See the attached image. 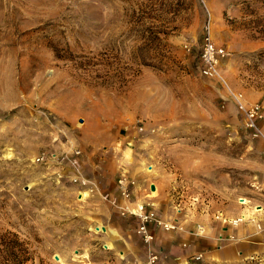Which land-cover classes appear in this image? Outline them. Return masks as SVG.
I'll return each instance as SVG.
<instances>
[{"label": "rangeland", "instance_id": "rangeland-1", "mask_svg": "<svg viewBox=\"0 0 264 264\" xmlns=\"http://www.w3.org/2000/svg\"><path fill=\"white\" fill-rule=\"evenodd\" d=\"M208 35L227 52L214 80ZM239 102H264L263 0H0V235L28 243L25 264H172L178 229L150 223L147 243L140 202L176 223L264 203ZM123 172L146 199L122 200Z\"/></svg>", "mask_w": 264, "mask_h": 264}, {"label": "crops", "instance_id": "crops-1", "mask_svg": "<svg viewBox=\"0 0 264 264\" xmlns=\"http://www.w3.org/2000/svg\"><path fill=\"white\" fill-rule=\"evenodd\" d=\"M217 41L220 40L217 38ZM140 184L133 191L136 201L146 199L147 196V190ZM150 201L148 205H153L154 202ZM243 202L250 204L244 198L240 204ZM260 204L255 206V213L251 211L252 207L241 209L237 216L244 210L249 211H245L246 221L237 227L207 215L182 216L177 220L178 231L169 234L171 238L162 243L161 251L172 264L175 261L183 264H250L251 257L264 258V203ZM198 255L203 256L202 261L193 260Z\"/></svg>", "mask_w": 264, "mask_h": 264}, {"label": "built area", "instance_id": "built-area-1", "mask_svg": "<svg viewBox=\"0 0 264 264\" xmlns=\"http://www.w3.org/2000/svg\"><path fill=\"white\" fill-rule=\"evenodd\" d=\"M203 48L200 55V75L203 76L206 79H217L219 76V68L221 64V60L226 57L227 52L226 50L219 46L215 45L213 41L211 40V37L208 35L203 43ZM238 110L243 115L244 122L243 127L251 133L252 138L260 139L264 141V102H256L252 104V106H246L239 102L238 104ZM81 154L80 150L74 149L73 154L71 156L70 164L77 165L78 158ZM68 159L67 157H65ZM65 158H62V160H65ZM45 157L40 156L37 161H44ZM119 193L120 196H122L123 201H130L132 189L136 187L137 181L132 176H130L128 173L123 172L121 174L119 179ZM110 197L109 194H107V198ZM116 202V200H114ZM244 201V200H243ZM241 205L245 206L246 204L243 202ZM260 208V207H258ZM131 214L133 216H136L140 220V224L138 226L139 233L142 234L144 237V240L147 243H150L151 240H153V234L150 231V228H148V224L154 223L156 226H160L162 228H165L167 231H174L175 229H178V224L174 222H165L162 221L158 215H156L155 212L148 210L147 207L140 202V204L137 206L136 211H131ZM217 220H224L229 225L237 226L240 222H242L239 219L230 221L228 218L225 217L224 214H219L216 216ZM203 256L198 255L193 258L194 261H202ZM149 264H163V259L159 254L151 252L149 254ZM249 261L255 262L258 264H264V258H261L259 256L257 257H251ZM175 264H183V263H175ZM189 264V263H187Z\"/></svg>", "mask_w": 264, "mask_h": 264}, {"label": "trees", "instance_id": "trees-1", "mask_svg": "<svg viewBox=\"0 0 264 264\" xmlns=\"http://www.w3.org/2000/svg\"><path fill=\"white\" fill-rule=\"evenodd\" d=\"M30 257L28 243L18 234L10 231L0 235V264H25Z\"/></svg>", "mask_w": 264, "mask_h": 264}, {"label": "water", "instance_id": "water-1", "mask_svg": "<svg viewBox=\"0 0 264 264\" xmlns=\"http://www.w3.org/2000/svg\"><path fill=\"white\" fill-rule=\"evenodd\" d=\"M156 190L155 186H152V191L154 192Z\"/></svg>", "mask_w": 264, "mask_h": 264}, {"label": "bare ground", "instance_id": "bare-ground-1", "mask_svg": "<svg viewBox=\"0 0 264 264\" xmlns=\"http://www.w3.org/2000/svg\"><path fill=\"white\" fill-rule=\"evenodd\" d=\"M240 220L243 222L244 221V218H242V219L240 218Z\"/></svg>", "mask_w": 264, "mask_h": 264}]
</instances>
